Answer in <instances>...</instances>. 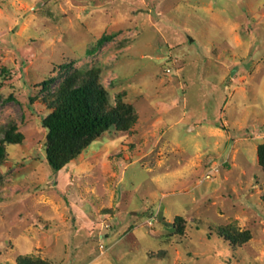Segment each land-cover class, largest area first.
Listing matches in <instances>:
<instances>
[{
    "label": "rangeland",
    "instance_id": "obj_1",
    "mask_svg": "<svg viewBox=\"0 0 264 264\" xmlns=\"http://www.w3.org/2000/svg\"><path fill=\"white\" fill-rule=\"evenodd\" d=\"M75 71L136 122L54 172L45 100ZM12 126L0 264H264V0H0Z\"/></svg>",
    "mask_w": 264,
    "mask_h": 264
},
{
    "label": "trees",
    "instance_id": "obj_2",
    "mask_svg": "<svg viewBox=\"0 0 264 264\" xmlns=\"http://www.w3.org/2000/svg\"><path fill=\"white\" fill-rule=\"evenodd\" d=\"M55 83L45 81V89ZM48 114L42 120L46 131L45 156L54 172H60L77 159L92 142L116 127L127 132L136 122L131 107H112L108 93L96 75L75 71L67 77L45 100ZM0 140V166L7 157L6 144H22L24 136L12 126ZM258 161L264 169V144L258 147ZM180 221V220H179ZM225 232L231 243L239 239ZM227 232V235H226ZM247 238V236H241ZM17 264H51L31 256L20 257Z\"/></svg>",
    "mask_w": 264,
    "mask_h": 264
}]
</instances>
